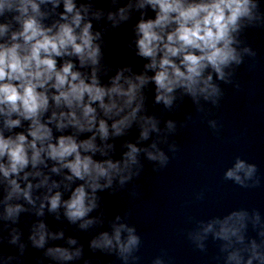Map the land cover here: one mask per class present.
Returning <instances> with one entry per match:
<instances>
[{
	"label": "clouds",
	"instance_id": "clouds-1",
	"mask_svg": "<svg viewBox=\"0 0 264 264\" xmlns=\"http://www.w3.org/2000/svg\"><path fill=\"white\" fill-rule=\"evenodd\" d=\"M137 16L127 47L146 63L139 73L132 65L114 69L105 61V36ZM252 28L264 29L261 0H107L103 8L97 0H0V264H24L29 247L41 252L36 264H92L79 239L53 230L49 216L94 233L92 253L139 264L133 207L108 218L99 193L131 184L130 201L142 198L136 181L145 161L156 174L168 168L181 150L175 137L195 122L191 113L164 119L185 98L219 134L222 124L211 116L222 85L239 89L238 69L257 56L244 38ZM150 85L159 115L148 109ZM133 129L135 139H124L115 158L117 139ZM223 180L255 189L264 174L235 155ZM24 217L31 220L26 238ZM187 224L182 232L195 251L208 256L214 246L210 264H264L260 208L189 215ZM150 264H171V257L162 248Z\"/></svg>",
	"mask_w": 264,
	"mask_h": 264
}]
</instances>
